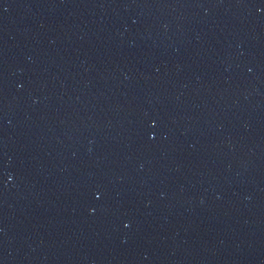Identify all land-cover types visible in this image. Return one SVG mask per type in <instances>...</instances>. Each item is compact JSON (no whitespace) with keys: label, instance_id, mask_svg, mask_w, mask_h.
Masks as SVG:
<instances>
[{"label":"water","instance_id":"obj_1","mask_svg":"<svg viewBox=\"0 0 264 264\" xmlns=\"http://www.w3.org/2000/svg\"><path fill=\"white\" fill-rule=\"evenodd\" d=\"M0 264H264V0H0Z\"/></svg>","mask_w":264,"mask_h":264}]
</instances>
